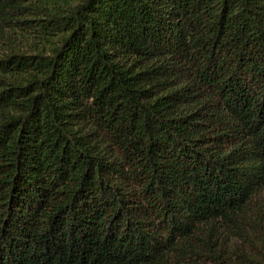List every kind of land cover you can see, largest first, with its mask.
Here are the masks:
<instances>
[{
  "label": "trees",
  "instance_id": "16d2710c",
  "mask_svg": "<svg viewBox=\"0 0 264 264\" xmlns=\"http://www.w3.org/2000/svg\"><path fill=\"white\" fill-rule=\"evenodd\" d=\"M0 264H264V0H0Z\"/></svg>",
  "mask_w": 264,
  "mask_h": 264
}]
</instances>
